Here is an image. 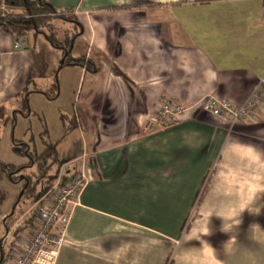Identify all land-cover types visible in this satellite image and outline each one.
<instances>
[{
    "label": "crops",
    "instance_id": "0c3cea01",
    "mask_svg": "<svg viewBox=\"0 0 264 264\" xmlns=\"http://www.w3.org/2000/svg\"><path fill=\"white\" fill-rule=\"evenodd\" d=\"M45 1L78 10V27L55 23L60 38L80 30L76 63L60 67L39 35L13 50L0 30V165L22 166L8 124L23 92L52 99L55 77L57 90L71 87L77 162L61 175L58 141L52 188L79 169L88 182L55 264H264V107L233 125L198 107L207 96L240 106L264 76V0ZM162 98L185 110L149 131ZM8 182L2 174L0 264H11L1 250Z\"/></svg>",
    "mask_w": 264,
    "mask_h": 264
},
{
    "label": "built area",
    "instance_id": "2783aa9c",
    "mask_svg": "<svg viewBox=\"0 0 264 264\" xmlns=\"http://www.w3.org/2000/svg\"><path fill=\"white\" fill-rule=\"evenodd\" d=\"M125 1V0H120ZM59 15L76 16L77 9L58 10ZM3 17V16H2ZM13 50L21 49L19 37L13 35ZM199 109L223 122L233 125L257 115L264 107V76L258 81L247 100L240 106L221 101L213 96L205 97ZM184 107L173 98H162L147 120L145 129L167 127L183 113ZM86 173L79 169L67 182L59 183L48 192L43 204L35 211L34 231L28 239L20 241L11 255V264H55L65 243L66 230L73 207L87 185Z\"/></svg>",
    "mask_w": 264,
    "mask_h": 264
},
{
    "label": "rangeland",
    "instance_id": "374dc122",
    "mask_svg": "<svg viewBox=\"0 0 264 264\" xmlns=\"http://www.w3.org/2000/svg\"><path fill=\"white\" fill-rule=\"evenodd\" d=\"M72 91L71 87L62 90V92L57 89L49 90L47 93L50 96L53 94L54 98L52 99H48L44 95H33L31 98L28 96L27 111L24 112V117L21 114L18 116L15 113V121L10 125L13 119L12 114L9 115L11 117L9 118L8 124V127L10 126L9 139L14 141L15 161L19 165L29 164V159L26 157L23 149L40 154L45 149V142L43 141L57 145L58 141L64 139V143L59 144L57 148L60 158L63 157L62 161L64 160V163L59 167V171L63 175L66 171L73 170V166L77 161L75 160L73 162L72 158L74 159L76 157L78 142L74 141L69 145L68 141H66V133L70 132V130L67 131V127L73 121V105L76 102V99L74 100L73 98ZM7 112L3 110L4 114ZM1 115L2 113L0 112ZM65 157L68 158L64 159ZM56 169V166H53L48 173L50 179H54L52 177L55 176ZM22 174L34 177L37 175V172L32 168L31 170L27 169L25 172L23 171ZM21 176L18 175V178ZM35 180L33 179L32 182L34 183ZM7 184L6 189L2 187L5 195V203L9 207V215L7 214L4 219L7 231L5 233L3 230L5 234L2 239L1 248L3 250V256H6L7 253L11 256L20 247L21 239L30 230L26 224L29 219L34 217V204L28 197H23L17 204L22 193V184L12 182H8ZM38 190H40V187ZM11 212L14 214L10 215Z\"/></svg>",
    "mask_w": 264,
    "mask_h": 264
},
{
    "label": "trees",
    "instance_id": "16d2710c",
    "mask_svg": "<svg viewBox=\"0 0 264 264\" xmlns=\"http://www.w3.org/2000/svg\"><path fill=\"white\" fill-rule=\"evenodd\" d=\"M3 16V17H2ZM76 16H63L58 14V10L53 9L45 0H2L0 9V30L6 34L17 35L18 37L32 34L42 36L45 41L61 54L60 67L71 65L74 62L70 56L71 43L74 38L80 34V30L60 38V32L56 28L57 21L73 23L76 27L78 24ZM53 90L57 89L56 77ZM27 95L25 90L21 95L19 112L24 116L27 111ZM45 149L40 154L29 152L25 149V155L29 159L28 165L23 166H2L0 165V176L5 174L12 183H22L24 192L19 198L17 204L23 197H28L34 204L35 211L43 204V200L50 190H52L55 180L48 177V173L53 166L58 168L60 161L56 153V145L44 143ZM34 168L37 175H24L22 172ZM22 175V179L18 178ZM20 180H18V179ZM36 179L33 183L32 180ZM40 187V190L38 188ZM42 187V188H41ZM5 231L7 228L5 226ZM2 247V240H1ZM3 262V259L0 263Z\"/></svg>",
    "mask_w": 264,
    "mask_h": 264
},
{
    "label": "water",
    "instance_id": "95a60500",
    "mask_svg": "<svg viewBox=\"0 0 264 264\" xmlns=\"http://www.w3.org/2000/svg\"><path fill=\"white\" fill-rule=\"evenodd\" d=\"M20 179H22V177H20ZM23 192H24V189H22V193L20 194V197L22 196Z\"/></svg>",
    "mask_w": 264,
    "mask_h": 264
}]
</instances>
